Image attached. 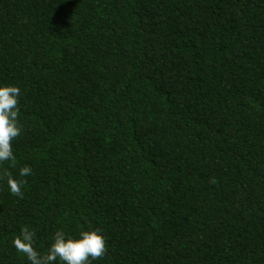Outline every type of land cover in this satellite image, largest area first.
Returning a JSON list of instances; mask_svg holds the SVG:
<instances>
[{
  "label": "trees",
  "instance_id": "1",
  "mask_svg": "<svg viewBox=\"0 0 264 264\" xmlns=\"http://www.w3.org/2000/svg\"><path fill=\"white\" fill-rule=\"evenodd\" d=\"M3 86L0 168L32 174L0 179V264L23 226L99 229L90 264H264V0H0Z\"/></svg>",
  "mask_w": 264,
  "mask_h": 264
},
{
  "label": "clouds",
  "instance_id": "2",
  "mask_svg": "<svg viewBox=\"0 0 264 264\" xmlns=\"http://www.w3.org/2000/svg\"><path fill=\"white\" fill-rule=\"evenodd\" d=\"M21 91L16 86L0 87V165L14 162L13 141L22 133L19 121V97ZM15 167V164L12 165ZM32 174L30 166L19 169L17 179L7 168H0V179L6 180L10 194L23 199L22 187L27 184L23 179ZM210 183H216L213 178ZM13 246L18 253L26 257L29 264H90L91 260H98L107 252L106 241L99 229L82 231L80 238H72L64 231H57L52 237V243L43 252L37 250L36 232L28 226L20 229V234L13 240Z\"/></svg>",
  "mask_w": 264,
  "mask_h": 264
}]
</instances>
